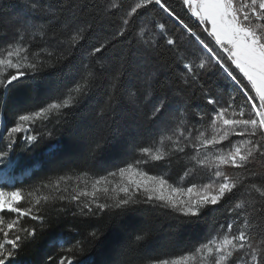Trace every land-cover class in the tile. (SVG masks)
Here are the masks:
<instances>
[{
    "label": "snow or ice",
    "instance_id": "6c2138e0",
    "mask_svg": "<svg viewBox=\"0 0 264 264\" xmlns=\"http://www.w3.org/2000/svg\"><path fill=\"white\" fill-rule=\"evenodd\" d=\"M181 3L199 31L165 0H131L127 7L122 0H110L107 9H124L123 14L111 22L113 31H101L90 45L89 62L78 66L82 42L94 29L87 21L60 23L63 12L76 5L22 0L25 11L14 17L15 32L0 47V92L20 96L11 126L0 130V264H25L22 257L29 246L54 227L66 228L80 239L61 240L58 255H48L43 264H93L88 253L106 227L124 230L136 216L164 209L179 214L175 219L181 224L195 225L206 210L233 199L228 219L193 251L178 256L146 251L151 231L142 227L113 264H264V0ZM154 6L172 21L171 28L156 18ZM50 32L56 48L32 51L36 37L43 39ZM132 33L139 48L117 54L116 69L106 77L107 98L95 119L109 127L108 117L118 107L131 105L149 125L141 141L145 146L134 148L138 158L101 176L73 170L27 188L16 187L10 175L17 166L14 154L31 152L61 128L72 133L69 117L87 105L103 77L100 56ZM140 51L169 73L163 83L159 75L165 73L146 75L142 94L122 84L124 65ZM209 71H219L231 86L226 101L206 88ZM54 78L69 83L53 88ZM189 89L192 97L199 91L203 106L193 109L187 104ZM237 93L243 97L241 103H236ZM181 103L185 106L179 107ZM102 132L91 142L92 159L104 150ZM58 148L53 145L50 153ZM174 156L185 158L181 183L200 171L207 173L208 182L175 187L165 178L167 173L150 175L144 170L157 163L170 167ZM101 220L107 221L103 227L96 223Z\"/></svg>",
    "mask_w": 264,
    "mask_h": 264
},
{
    "label": "trees",
    "instance_id": "16d2710c",
    "mask_svg": "<svg viewBox=\"0 0 264 264\" xmlns=\"http://www.w3.org/2000/svg\"><path fill=\"white\" fill-rule=\"evenodd\" d=\"M69 2L74 3L76 6L63 12L60 17V23L78 24L87 21L92 24L94 29L88 40L82 42L83 46L77 58V65L79 66L81 63L89 62L88 51H90V45L97 42V36L101 34V31H113L115 29V24L111 22L118 21L124 9L120 11L116 9L108 10L107 5L110 0H65V3ZM130 2L131 0H122L125 7ZM165 2L173 7L191 27L199 31L198 22L195 21V18L189 19V16L185 15L181 0H165ZM47 3L55 4L57 0H47ZM84 5H87V7L81 11V6ZM23 11L25 10L23 9L22 0H0V47H3L6 38L10 39L13 36L16 29L14 17ZM154 11L156 18L160 22H167L170 28L173 26L172 21L167 19L166 15L158 7L154 6ZM53 23L55 24L56 22L54 21ZM134 36L135 33H132L126 40L118 44L115 49L110 48L100 56V61L105 64L103 77L98 82V86L94 89L87 105L69 117L73 126L71 134L61 128L54 131L51 139L46 138L36 145L31 152L18 150L14 154L17 166L12 173L16 177H21L13 181L16 187L27 188L48 177L63 175L65 172L71 173L73 170L77 174L88 171L90 176H101L105 175L107 171L114 170L115 167H123L126 162H132L134 157L138 158L134 148L138 144L145 146L141 144V141L146 139L149 125L142 121L131 105L124 104L118 107L115 113L108 117L109 127L97 124L95 119L96 111L107 98L105 95L106 91H108V80L106 77L116 69L118 64L117 54L121 51L127 54L129 49L136 52L139 48V45L133 39ZM42 47H47L49 50L56 48V39L51 36V32L43 39L37 36L36 41L33 42L32 51H37ZM128 59L129 62L122 69L124 73L122 84L125 89H139L142 94L145 87V77L152 73H165V75H159L162 83L168 79V69L157 64L143 51L137 52L136 55ZM94 70H98V68ZM204 80L207 81L206 88H209L222 101H226L232 94L231 86L219 74V71L207 72ZM68 83L67 79L61 81L54 78L53 88L63 87L64 84ZM153 87H157V85L153 83ZM191 92L192 90L189 89L186 96L187 104L193 109L198 104L203 106L204 101L200 98L199 91L197 90L195 97L191 96ZM236 95V103H241L243 97L238 93ZM0 100L4 104L3 107H0V130H4L5 126H11L14 118L13 112L20 101V96L14 91L9 92L7 96L0 92ZM178 106L184 107L185 105L181 103ZM197 121L198 117L193 122ZM49 128H51V125H49ZM100 129H103L102 134L106 143L103 152L98 154L95 159H92L89 155L91 142L96 138ZM151 131L153 134L157 132L155 128H152ZM53 145H58L59 148L54 153H50V148ZM177 159H180L179 163L176 162ZM172 161L170 167L159 163L150 164L147 166V171L151 174H164L166 170H170V177L178 180L185 171V158L174 156ZM225 171L232 174V169L230 168H226ZM234 202L235 199L219 206H214L215 210H206L200 221L195 225L181 224L175 219L179 214L171 213L169 209L154 212L146 217L138 215L134 220L126 222L127 227L124 230L116 227H106L101 241L95 245L88 255L91 257L93 264H113L122 249L131 241L133 234L142 227H148L151 231V237L144 245L146 251L167 253L169 256H178L191 252L200 243L210 238L214 234V229L228 219L227 209ZM70 220V217L67 218L65 223L70 222ZM96 223L103 227L107 221L101 220ZM68 239L75 240L80 239V237L75 233H69L63 227L50 228L42 236L38 237L33 245L29 246L22 260L25 264H35L37 261L43 264L48 255H58L59 242Z\"/></svg>",
    "mask_w": 264,
    "mask_h": 264
},
{
    "label": "rangeland",
    "instance_id": "374dc122",
    "mask_svg": "<svg viewBox=\"0 0 264 264\" xmlns=\"http://www.w3.org/2000/svg\"><path fill=\"white\" fill-rule=\"evenodd\" d=\"M147 166H144V170L147 171ZM167 175L165 176L166 179H168L169 183L172 184L175 187H184L187 188L191 185V183H197L198 186L202 183H207L208 182V177H207V173L204 171H200L198 173V175L195 178H189L188 180L184 181L183 183L180 182V178L178 180H175L174 178L170 177V170H166ZM164 173V174H165ZM150 175H161V174H151ZM11 175V174H10ZM12 177V182L14 181V177ZM201 177H203V179H201ZM211 238V237H210Z\"/></svg>",
    "mask_w": 264,
    "mask_h": 264
}]
</instances>
